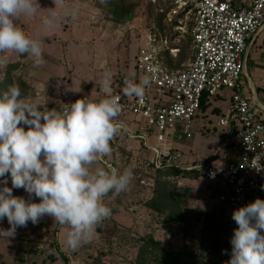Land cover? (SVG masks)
I'll return each instance as SVG.
<instances>
[{
  "label": "rangeland",
  "instance_id": "rangeland-1",
  "mask_svg": "<svg viewBox=\"0 0 264 264\" xmlns=\"http://www.w3.org/2000/svg\"><path fill=\"white\" fill-rule=\"evenodd\" d=\"M116 1L136 3L129 20H113L106 3L102 4L101 0H64L65 8L74 13V18L61 15L55 28L45 31L42 20L49 15L48 9H53L55 3L54 0H38L41 11L35 17H21L17 23L26 35L42 42L46 62L36 67L25 56L0 54L7 56L6 65L0 64V82L9 64L18 63L11 72L27 81L26 97L30 101L45 103L41 110L43 107L58 110L61 100H71L82 94L105 96L100 85L105 70H111L113 74L111 92L118 84L123 85L125 76L138 74V48L144 42L145 32L157 20L150 0ZM187 42H190L189 37ZM186 52L187 49L184 58L187 57ZM246 80L249 77L244 72L242 85H246ZM231 96L232 90L224 88L219 97L209 99L210 105L205 110L201 109L194 118L193 136L174 143L181 166L198 168L202 161L222 164L237 153L238 135L228 134L229 126L218 125L219 117L226 116L230 110ZM215 104L221 107L220 114L214 110L217 108ZM135 119L128 113L118 115L115 122L120 130L110 142L111 154L101 157L95 165L107 171L122 172L131 168L134 178L126 191L115 196L109 193L104 198L112 214L97 226L92 242L76 251L66 248L67 226L61 227L52 217L45 215L36 225L29 221L27 227H18L13 237H0V264H137L138 254L147 239L160 242V248L170 252L187 248L199 253L207 248L202 241L205 220L211 214L225 220L227 207L218 203L216 190L203 173L198 178L168 177L171 185L189 189L183 204L185 223L166 222L163 215L147 207L145 203L152 197L154 186L146 183L154 181L156 171L150 165L153 152L143 144L142 137H132L128 132L136 131ZM21 126L27 130L26 125ZM147 140L150 145L157 144L155 136H149ZM7 186L12 188L10 174ZM12 193L28 199L23 188H13ZM33 202L40 201L33 197ZM10 227L6 217L0 220V229L8 230ZM230 234H234L231 229ZM207 252H211L210 258H215L210 249ZM230 257L231 253L220 258L216 256L214 261L226 264Z\"/></svg>",
  "mask_w": 264,
  "mask_h": 264
},
{
  "label": "clouds",
  "instance_id": "clouds-1",
  "mask_svg": "<svg viewBox=\"0 0 264 264\" xmlns=\"http://www.w3.org/2000/svg\"><path fill=\"white\" fill-rule=\"evenodd\" d=\"M54 3L42 20L45 31L54 29L61 15L74 18L64 0ZM40 11L38 0H0V54L25 56L36 67L45 64L42 42L26 35L17 23ZM6 63L7 56H0V64ZM112 82L111 70H105L100 81L105 98L84 97L62 104L59 110H41L45 103L30 101L15 83L0 92V220L6 217L11 226L0 229V237H13L18 227H27L29 221L36 225L47 215L67 226L64 246L76 251L91 243L97 226L111 216L104 198L126 191L134 178L131 168L121 172L95 166L111 154L110 142L120 130L115 121L122 105L110 95ZM149 84V77L137 82L130 73L122 91L143 99ZM262 156L253 158L251 166L260 168ZM9 174L12 188L7 186ZM13 188H23L28 199L14 196ZM33 197L40 202H33ZM232 219L238 227L226 264H264V200L256 198L234 210Z\"/></svg>",
  "mask_w": 264,
  "mask_h": 264
},
{
  "label": "built area",
  "instance_id": "built-area-1",
  "mask_svg": "<svg viewBox=\"0 0 264 264\" xmlns=\"http://www.w3.org/2000/svg\"><path fill=\"white\" fill-rule=\"evenodd\" d=\"M162 27L155 22L145 32L144 42L136 56L137 82L145 76L150 84L143 99L126 96L118 84L110 95L122 105L119 115L132 114L136 131L143 144L153 152L150 159L155 168L178 163L174 143L193 136L195 116L203 99H213L224 88L232 90L228 114L218 125L238 124V154L222 164L202 161L201 173L213 184L218 203L227 207L225 223L234 231V210L264 200V156L260 168L252 167L253 158L264 154V106H255L244 93L241 77L244 52L249 39L264 29V0H150ZM155 16V21H156ZM187 57L180 60L184 41ZM106 96V95H105ZM82 94L62 104H71L87 97ZM58 108V110H59ZM155 136L157 144H149ZM181 166V165H180ZM188 169L195 167H187ZM142 183H146L142 180ZM153 187L154 181H148Z\"/></svg>",
  "mask_w": 264,
  "mask_h": 264
},
{
  "label": "trees",
  "instance_id": "trees-1",
  "mask_svg": "<svg viewBox=\"0 0 264 264\" xmlns=\"http://www.w3.org/2000/svg\"><path fill=\"white\" fill-rule=\"evenodd\" d=\"M152 5V4H151ZM108 12L111 14L113 20L117 22H125L129 20L136 9V3H120L116 0H108L106 3ZM153 6V5H152ZM154 7V6H153ZM164 14L156 16L157 25L162 27V17ZM163 29V27H162ZM189 42H186L182 46V53L180 60H184V53L187 49ZM18 67V63L14 62L9 64L6 70V75L0 82V92L7 89L9 85H19L22 95H28V83L20 76L12 74V70ZM206 97L201 103V109H206L210 103ZM215 108L214 110H216ZM238 133V130L232 132ZM151 167L156 171L154 178V190L152 197L146 201V206L164 216L166 222H184L187 220L186 212L183 204L186 202L189 189L180 188L176 184L171 185L168 180L170 176H181L198 178L201 174V170L198 168H185L180 165H172L164 168H155L152 163ZM233 235L230 234V228L225 221L214 214H211L207 220H205L204 228L202 230L203 245L207 244V248L201 249V252H195L192 249L183 248L177 252L166 251L160 248V242H151L150 239L146 240V245L140 250L137 257V264H218L214 259L216 256L219 258L223 255L231 253L232 245L230 240ZM209 246V247H208ZM210 249L215 258H210L207 252Z\"/></svg>",
  "mask_w": 264,
  "mask_h": 264
},
{
  "label": "crops",
  "instance_id": "crops-1",
  "mask_svg": "<svg viewBox=\"0 0 264 264\" xmlns=\"http://www.w3.org/2000/svg\"><path fill=\"white\" fill-rule=\"evenodd\" d=\"M232 1L239 4L241 0ZM243 58L244 67L242 74L245 72L249 77V80H246V85H243L244 93L251 98V101L255 106H264V29L249 39L247 52ZM216 97H219V94ZM215 105H217L215 111L217 114H220L221 107L218 104ZM229 106L231 105L229 104ZM221 117L224 116H220L219 119ZM228 126V134L229 132H234L238 129V124L236 122H232ZM237 154L238 149L237 153L232 154L228 160L237 156Z\"/></svg>",
  "mask_w": 264,
  "mask_h": 264
},
{
  "label": "water",
  "instance_id": "water-1",
  "mask_svg": "<svg viewBox=\"0 0 264 264\" xmlns=\"http://www.w3.org/2000/svg\"><path fill=\"white\" fill-rule=\"evenodd\" d=\"M152 241V240H151Z\"/></svg>",
  "mask_w": 264,
  "mask_h": 264
}]
</instances>
